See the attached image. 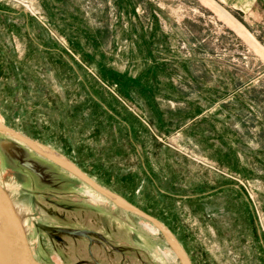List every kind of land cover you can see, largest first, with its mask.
Returning <instances> with one entry per match:
<instances>
[{
  "label": "rangeland",
  "instance_id": "rangeland-1",
  "mask_svg": "<svg viewBox=\"0 0 264 264\" xmlns=\"http://www.w3.org/2000/svg\"><path fill=\"white\" fill-rule=\"evenodd\" d=\"M45 1L0 0V124L157 219L191 264H264V24L200 0ZM203 112L219 161L175 129ZM0 183L42 264H182L150 221L1 132Z\"/></svg>",
  "mask_w": 264,
  "mask_h": 264
},
{
  "label": "water",
  "instance_id": "water-1",
  "mask_svg": "<svg viewBox=\"0 0 264 264\" xmlns=\"http://www.w3.org/2000/svg\"><path fill=\"white\" fill-rule=\"evenodd\" d=\"M0 132L8 134L27 145L32 151L51 161L55 165L71 172L76 177L84 181L94 191L110 199L119 207L128 210L145 220L153 222L159 228L160 232L166 238L168 244L180 258L182 264H191L186 253L182 250L176 238L154 217L146 212L136 208L120 196L104 189L94 183L77 165L62 156H56L53 151L47 150L45 147L26 138L18 132L0 124ZM168 236V237H167ZM174 244H172V242ZM5 252H7L5 254ZM42 264L36 259L29 244L26 231L19 214L17 213L15 203L10 192L0 183V264Z\"/></svg>",
  "mask_w": 264,
  "mask_h": 264
},
{
  "label": "crops",
  "instance_id": "crops-1",
  "mask_svg": "<svg viewBox=\"0 0 264 264\" xmlns=\"http://www.w3.org/2000/svg\"><path fill=\"white\" fill-rule=\"evenodd\" d=\"M202 2V6L205 7H224L225 9L230 10L231 12H234L238 14L246 24H248L249 28H251L253 25L256 27H259V24H264V0H200ZM205 1V2H204ZM36 4H38L39 7H44L46 4L45 0H34ZM116 7H140L137 3V0H114ZM204 2V4H203ZM55 7H80V1L79 0H57L54 3ZM201 7V6H200ZM225 101H218L216 102L217 105V112L222 114L223 117L227 118V116L224 115V105ZM219 109V110H218ZM206 112H203L202 114H197L192 121L189 123L192 124H182V125H176L177 128L176 131L179 132V137L183 141L182 143L189 142L187 145L192 147L193 151L198 152L202 155H205L207 157H211L214 161H219V157L216 155H210L203 151V148H201V144L197 143V139L195 138L196 133L199 131L197 128L198 122L201 120L202 117L206 116ZM168 159L167 163L172 166L171 170H168V173H174L176 171L177 163H179L176 160V153L169 152L167 154ZM183 158V157H182ZM210 158V159H211ZM183 160V159H182ZM186 160V159H185ZM187 161V160H186ZM182 161V167L181 169H178L179 172H182V174H185L186 172H191L190 168L187 166V162H190L189 160ZM168 178L174 179L173 176H168Z\"/></svg>",
  "mask_w": 264,
  "mask_h": 264
},
{
  "label": "bare ground",
  "instance_id": "bare-ground-1",
  "mask_svg": "<svg viewBox=\"0 0 264 264\" xmlns=\"http://www.w3.org/2000/svg\"><path fill=\"white\" fill-rule=\"evenodd\" d=\"M21 1H22V0H21ZM30 8H31V7H30ZM54 153H55L56 156H58V157H60V158L62 157L61 154H59V153H57V152H54ZM152 224H153V225L159 230V228L157 227V225H155L153 222H152ZM159 231H160V230H159ZM167 237H168V236H167ZM171 242H172V241H171ZM172 244H174V243L172 242ZM6 253H7V252H5V254H6ZM3 259L5 260V258H3ZM5 262H6L5 264L8 263L7 260H5ZM183 264H186V263L183 262Z\"/></svg>",
  "mask_w": 264,
  "mask_h": 264
}]
</instances>
